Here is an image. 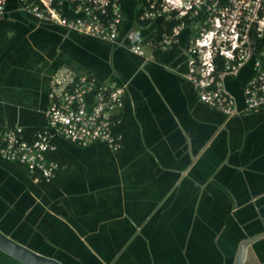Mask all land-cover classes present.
<instances>
[{"label":"crops","instance_id":"0c3cea01","mask_svg":"<svg viewBox=\"0 0 264 264\" xmlns=\"http://www.w3.org/2000/svg\"><path fill=\"white\" fill-rule=\"evenodd\" d=\"M149 0H118L116 41L38 22L7 0L0 15V133L32 140L48 126L50 82L69 68L125 85L113 126L121 147L53 136L59 163L46 181L0 155V230L65 264H234L264 231V108L226 116L183 77L185 27L171 47L142 19ZM148 20V21H147ZM147 21V22H146ZM140 42L145 55L130 47ZM249 61L226 87L244 108ZM0 264H27L0 248ZM244 264H264V237Z\"/></svg>","mask_w":264,"mask_h":264},{"label":"built area","instance_id":"2783aa9c","mask_svg":"<svg viewBox=\"0 0 264 264\" xmlns=\"http://www.w3.org/2000/svg\"><path fill=\"white\" fill-rule=\"evenodd\" d=\"M21 11L38 22H51L79 33L116 41L122 21L118 0H18ZM7 0H0V15ZM142 19L164 17L181 20L160 41L171 47L182 30L194 24L195 34L185 49L187 79L207 105L226 116L264 108V0H149ZM130 49L140 55V42ZM249 61L254 72L244 86V108L226 87V78L237 75ZM125 85L95 84L85 74L69 68L57 70L50 82L47 128L26 140L20 128L0 133V155L20 161L29 171L52 180L59 163L47 157L54 148L53 136L80 145L100 140L112 150L121 147V137L113 129L115 114L123 105Z\"/></svg>","mask_w":264,"mask_h":264},{"label":"water","instance_id":"95a60500","mask_svg":"<svg viewBox=\"0 0 264 264\" xmlns=\"http://www.w3.org/2000/svg\"><path fill=\"white\" fill-rule=\"evenodd\" d=\"M259 237L260 239L264 237V231L261 232L258 236L245 237L242 240L235 264H244L248 248L251 244L255 243V241L259 239ZM0 248L8 252L9 254L19 258L27 264H65L56 258L46 256L40 252L31 250L27 245L9 237L7 234H4L1 230Z\"/></svg>","mask_w":264,"mask_h":264},{"label":"trees","instance_id":"16d2710c","mask_svg":"<svg viewBox=\"0 0 264 264\" xmlns=\"http://www.w3.org/2000/svg\"><path fill=\"white\" fill-rule=\"evenodd\" d=\"M160 20H161V22L158 25V28L155 32V38L156 39H160L165 33H169L172 30V28L181 21L179 19H172V20H166L165 21V20H163V18H161Z\"/></svg>","mask_w":264,"mask_h":264},{"label":"flooded vegetation","instance_id":"af4514ba","mask_svg":"<svg viewBox=\"0 0 264 264\" xmlns=\"http://www.w3.org/2000/svg\"><path fill=\"white\" fill-rule=\"evenodd\" d=\"M239 249H240V247H239ZM239 252V251H238ZM238 252H237V256H238ZM237 256H236V259H235V262H234V264L236 263V260H237Z\"/></svg>","mask_w":264,"mask_h":264}]
</instances>
